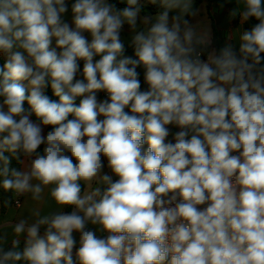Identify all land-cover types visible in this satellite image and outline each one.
Segmentation results:
<instances>
[{"label":"clouds","instance_id":"obj_1","mask_svg":"<svg viewBox=\"0 0 264 264\" xmlns=\"http://www.w3.org/2000/svg\"><path fill=\"white\" fill-rule=\"evenodd\" d=\"M148 2L162 11L75 0L70 25L66 0H0V187L36 202L47 189L72 208L33 209L34 223L12 226V248L0 243V264H73L74 232L79 264H264V0H236L230 15L257 21L238 53L185 18L193 0ZM125 25L136 59L123 56ZM167 125L181 129L175 143Z\"/></svg>","mask_w":264,"mask_h":264},{"label":"crops","instance_id":"obj_2","mask_svg":"<svg viewBox=\"0 0 264 264\" xmlns=\"http://www.w3.org/2000/svg\"><path fill=\"white\" fill-rule=\"evenodd\" d=\"M126 2V0H123ZM197 0H193V5L195 4ZM199 3L196 8L197 15L191 16L188 20L191 24L197 25L200 28L208 29L210 30L212 34V38L214 37V32L216 31L219 38L220 43V49L223 48L227 44H231L233 46L234 51L237 53L239 52V46H240V36L242 33L246 30H250L247 26L248 24H251V27L254 26L257 21L250 20L245 23H241L239 15L238 22L235 24L234 19L236 17H232L230 15L231 11L238 7L236 0H198ZM75 0H66V4L68 6V11L64 14L63 19L65 22L72 24V12H71V5L74 3ZM140 5H148L151 4L148 2V0H139ZM192 5V6H193ZM156 15V14H155ZM155 15H151L149 17H154ZM176 15V12H170L169 16L170 18L172 16ZM141 17L144 15L140 14ZM138 23H140V20L138 19ZM85 37L91 41V35L90 33L85 32ZM121 40L124 43L125 47H132L131 45V32L128 25H125L121 32ZM53 47H55V40H53ZM59 51V49H58ZM100 56L94 57V62L99 60ZM79 70L76 74L75 79H83V65L84 61L79 60L78 61ZM138 72V79L141 84V91H147L148 85L144 81V72L145 69L143 66L137 67ZM97 100L98 101H104L108 99L107 93L104 91L97 92ZM83 98V97H81ZM7 110L6 108L4 109ZM125 111L130 113V109L126 108ZM30 119H32L30 117ZM98 119H103V117H99ZM43 132L42 134L46 136L47 127L41 125ZM169 129V136L166 138V142H172L175 143L174 136L177 132L181 131V129L175 125H167ZM146 145V144H145ZM104 167L102 174H108L112 176V179L117 178V176L112 173L111 169L108 167L107 159L105 157H102ZM23 167V165H22ZM84 186V190H86V186ZM83 190V191H84ZM16 195V194H15ZM22 204L20 208H15L14 206L9 208L4 214H0V237H4L3 241H0V243H3V248L5 251H8L12 248V240L16 238L15 233L13 231V227L16 223H18L21 219L28 221V224L35 222V217L32 216L33 209H39L40 214L46 215V214H52L57 211H64L63 209H60L57 207L55 202L51 200V198L48 196V190L45 189L44 193V200L41 202H36L31 199L30 194L21 195ZM47 226H41L39 230V234L42 236L46 230ZM91 230H94L97 232V235L101 238H106L107 232H100L96 226H89ZM27 238L26 233L21 234L19 237L20 244L22 242H25ZM73 238L75 240V245L73 248V257H76V252L80 247V236L77 233H73ZM20 244L18 247V250H20ZM21 251V250H20ZM23 262H21L22 264Z\"/></svg>","mask_w":264,"mask_h":264},{"label":"trees","instance_id":"obj_3","mask_svg":"<svg viewBox=\"0 0 264 264\" xmlns=\"http://www.w3.org/2000/svg\"><path fill=\"white\" fill-rule=\"evenodd\" d=\"M109 2L116 4V6L118 8H121V9L127 6L126 2H124V1L122 2V0H109ZM198 3H199V1L197 0L195 2V4L193 5V9L194 10H196ZM161 11H162V9L160 8V6L158 4H156V5L148 4V5H141V13L140 14H142L144 16H151V15L158 14ZM190 17L191 16H186L185 18L189 19ZM238 19H239L238 17H236L234 19L235 24H237ZM247 26L249 27V29L252 28L251 24H248ZM213 47L216 48L217 51L220 49L219 38H218V34H217L216 31L214 32V37H213ZM123 56L131 57L133 59H136L134 48L125 47ZM202 58L206 59V55L204 57H202ZM4 63H5V61L0 59V67H3ZM45 95H47L53 101L58 102V100H59V98L54 95L50 84L45 89ZM81 99H82L81 97H77L76 98L75 104L77 106L79 105ZM2 101H3V97H0V103H2ZM23 106H24V108L26 110L30 109V105H28L27 101L24 102ZM31 118H32V120L34 122L39 123V121L37 120V118L35 117L34 114L31 116ZM73 118H74L73 116H71V115L69 116V119H73ZM46 127H47V132H46V135H47V133L52 130V126H46ZM146 146H148V145L146 144ZM43 147L44 146L42 145L41 148L39 149V151L42 152L43 151ZM5 155H9V158H10V161H11L10 165H9L10 168H16L18 170L22 168V165L19 164L14 158H12L10 156V154L5 153ZM117 179H118V177L114 178L113 181H115ZM81 188H82V192H83V190H84L83 184L81 185ZM14 202H15V193L13 191H10V190L9 191H5L2 187H0V214L1 215L4 214L9 208L13 207L14 206ZM71 211H72L71 207H68V206L64 207V212H71ZM75 233H77L80 236V234L78 232H75ZM24 246H25V242H22L20 244V250L21 251L23 250ZM73 264H79V261L77 260L76 257H73Z\"/></svg>","mask_w":264,"mask_h":264},{"label":"built area","instance_id":"obj_4","mask_svg":"<svg viewBox=\"0 0 264 264\" xmlns=\"http://www.w3.org/2000/svg\"><path fill=\"white\" fill-rule=\"evenodd\" d=\"M0 59L3 60V61H5V60H6V57H5L3 54H0ZM107 96H108V95H107ZM232 154H233V155H238L237 152H234V153H232ZM21 204H22L21 197L18 196V195H15L14 207H15V208H20ZM201 207H204V206H201ZM107 235H108V233L106 234V237H107Z\"/></svg>","mask_w":264,"mask_h":264},{"label":"rangeland","instance_id":"obj_5","mask_svg":"<svg viewBox=\"0 0 264 264\" xmlns=\"http://www.w3.org/2000/svg\"><path fill=\"white\" fill-rule=\"evenodd\" d=\"M148 146L144 145V149L146 150Z\"/></svg>","mask_w":264,"mask_h":264}]
</instances>
